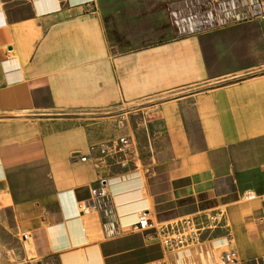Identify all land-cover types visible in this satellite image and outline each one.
<instances>
[{
	"label": "crops",
	"instance_id": "crops-1",
	"mask_svg": "<svg viewBox=\"0 0 264 264\" xmlns=\"http://www.w3.org/2000/svg\"><path fill=\"white\" fill-rule=\"evenodd\" d=\"M107 4L0 0V264H223L230 247L234 264H252L264 226L259 203L242 199L264 192V174L246 170L264 159V75L234 80L250 66L220 42L224 32L150 42L131 27L134 6ZM260 28L235 33L247 40ZM120 136L133 140L130 165L105 168L106 195L83 210L99 179L90 146ZM142 212L157 226L193 219L204 230L169 250L138 228ZM224 213L229 245L215 222Z\"/></svg>",
	"mask_w": 264,
	"mask_h": 264
},
{
	"label": "rangeland",
	"instance_id": "rangeland-1",
	"mask_svg": "<svg viewBox=\"0 0 264 264\" xmlns=\"http://www.w3.org/2000/svg\"><path fill=\"white\" fill-rule=\"evenodd\" d=\"M134 4H123L124 2H132ZM227 4H232V8H219L216 2L212 0H106L107 5L113 6H134L135 15L140 12V20H135V24L131 27L135 30H140L142 38H147L150 42L164 39H171L178 36H189L194 34L211 33L212 37L215 33L224 32L225 36L220 37V42L232 45L238 48L233 54L240 59L238 62L248 63V68L245 72L240 73L234 80L248 79L254 76L264 75V64H262V50L264 51V22L255 15L254 0H224ZM177 20L179 22H177ZM186 21V32L179 29ZM128 22V21H126ZM139 23V24H138ZM257 24L261 25L260 34L252 33L245 40L236 32V27L239 25ZM128 27V26H127ZM237 34V35H236ZM213 39V38H212ZM242 43L252 44L256 50L255 57L245 61L242 59L241 52ZM258 51V52H257ZM260 52V53H259ZM234 66V61H230ZM252 62V63H250ZM231 67L228 71L232 70ZM231 71V72H232ZM169 96L161 95L153 97L152 100L146 99L134 101L133 104H126L124 111L133 112L134 109L147 107V105L155 102H164ZM264 154V144L262 148ZM246 170L250 175L261 176L264 174V159H249L246 164ZM264 191V190H261ZM258 203L257 201H249L242 199V203ZM225 215L220 218L219 226H224V230L230 234V220L228 219L229 227L225 226ZM222 219V220H221ZM227 220V219H226Z\"/></svg>",
	"mask_w": 264,
	"mask_h": 264
},
{
	"label": "built area",
	"instance_id": "built-area-1",
	"mask_svg": "<svg viewBox=\"0 0 264 264\" xmlns=\"http://www.w3.org/2000/svg\"><path fill=\"white\" fill-rule=\"evenodd\" d=\"M217 3L219 8H232V4H227L224 0H212ZM255 15L264 22V0H254ZM177 22H179L177 20ZM179 29L186 32V21ZM133 140L129 136H120L114 139L99 142L90 146L92 161L98 169L99 179L98 185L92 189L91 198L82 203V209L86 211H95L98 208V199L106 195V185L108 183V170L105 169L110 164L126 167L130 165L133 156ZM74 157H79L81 161H87V155H81L75 152ZM243 198L249 201H257L259 203L258 222L264 226V192H256L252 189H246L243 192ZM222 214L221 217H223ZM222 220V219H221ZM225 221V226L229 227V223ZM217 221V222H216ZM216 224L220 223V219L215 220ZM206 227V226H205ZM138 228L141 231H148L152 241L162 244L169 250L180 249L195 244L200 240L204 225L199 224L193 219H186L178 223L169 224L167 226H157L155 221L147 212H142L139 217ZM206 229V228H205ZM233 243V236L228 237V245ZM239 260V253L234 247L224 250L221 262L223 264H234ZM145 264H166L165 260H156ZM252 264H264V253L253 259Z\"/></svg>",
	"mask_w": 264,
	"mask_h": 264
}]
</instances>
